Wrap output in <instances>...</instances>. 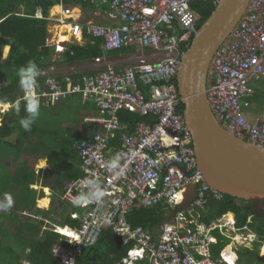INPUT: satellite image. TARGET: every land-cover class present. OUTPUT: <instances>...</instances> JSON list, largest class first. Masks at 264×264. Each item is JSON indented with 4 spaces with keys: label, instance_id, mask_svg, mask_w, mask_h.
I'll list each match as a JSON object with an SVG mask.
<instances>
[{
    "label": "built area",
    "instance_id": "built-area-1",
    "mask_svg": "<svg viewBox=\"0 0 264 264\" xmlns=\"http://www.w3.org/2000/svg\"><path fill=\"white\" fill-rule=\"evenodd\" d=\"M193 1L90 0L97 9L108 7L105 11L112 23L84 20L81 7L65 0L50 7L46 17L36 7L34 16L47 19L46 44L54 47L56 59L68 49L67 44L82 45L89 38H99L103 51L134 47L136 53L134 62L123 70H117L115 62L104 55L94 57L87 66L96 70L81 77L74 76L75 64L63 74L53 65L38 68L41 89L35 86L26 91L21 86L22 96L12 103L16 106L34 95L39 105L54 104L80 94L82 103L91 101L98 109V115H85L83 121L95 123L100 130L75 144L82 176L64 181L59 197L61 202L85 209L81 216L71 212V218H80V223L74 228L65 226L70 232L61 233L60 226L45 220L50 225L44 229L62 235L51 248L60 264H75L82 249L93 245L105 228H111L121 244L129 246L118 264H237L232 242L246 247L256 239L248 228L243 227L246 231L242 232L235 226L234 216H227L230 212L209 223L201 220L209 195L219 198L222 193L205 181L197 166L191 133L177 110L176 74L182 52L176 33L194 31L199 16L191 7ZM201 1L216 5L220 0ZM263 75L264 0H249L209 62L205 94L212 114L227 131L262 147L264 105L256 113L249 112L246 96L253 92L249 81ZM6 84L1 81L0 88ZM4 106L0 103V108ZM122 109L153 116L155 121L140 122L131 133L122 132L119 147L107 146L114 131L124 128L118 117ZM89 180L99 185L102 197L76 203L89 193ZM154 205H162L166 211L156 237L126 217L133 207ZM231 232L236 235L231 236ZM216 234L230 239L232 260L225 253L227 247L212 258Z\"/></svg>",
    "mask_w": 264,
    "mask_h": 264
},
{
    "label": "trees",
    "instance_id": "trees-1",
    "mask_svg": "<svg viewBox=\"0 0 264 264\" xmlns=\"http://www.w3.org/2000/svg\"><path fill=\"white\" fill-rule=\"evenodd\" d=\"M58 1L0 0V82L7 81V84L0 88V102L13 103L22 96L19 69L26 67L30 61H34L38 68L56 63L53 60L54 47L46 44L47 19L37 18L34 13L39 6L46 17L49 8ZM73 1L83 8H96L90 0ZM191 7L199 17L194 31L189 29L177 31L181 52L188 48L194 32L210 15L215 5L209 1L194 0ZM100 44L99 38H89L83 45L67 44L68 49L57 60L63 62L92 60L103 54ZM133 51V48L126 47L108 53ZM74 76L81 77L80 74ZM36 87L38 90L41 89V78L36 77ZM140 89L145 90V87L140 85ZM51 105L43 102L40 104L39 116L31 125L30 131L20 125V120L28 115L25 110L26 99L20 100L17 106H11L1 114L0 199L11 196L13 202H17V206H14V210L0 213V238H4L0 241V264H22V261L29 264H60L59 259L53 256L51 251L52 246L60 242V235L48 229L40 232L43 224L35 217L39 214L46 217L49 212L34 207L35 190L30 188V184L36 179L33 166L39 158L47 157L49 163L56 167L52 174L57 180H61L59 171L75 169V164L79 161L76 142L90 137L100 129H97L95 123L83 121L85 115L97 114L98 109L91 101L82 104L80 94H74L54 106ZM182 109L183 105L179 101L177 110L181 113ZM118 117L124 128L114 131L113 137L107 139V146L119 147L122 132L131 133L140 122L155 121L153 116L125 109L118 112ZM75 171L77 175H74L73 179L81 174L78 172L79 169L76 168ZM186 191H182L180 195ZM57 200V203H53V209L56 211L54 215L58 217V219L53 217L54 223L68 227L78 226L79 220L70 216L68 209L72 208L70 203L60 202L59 198ZM262 205L264 198L246 199L224 193L219 198L209 195L206 205L208 209L202 221L209 223L224 213L232 212L238 228L247 226L255 233L256 239L251 248L240 246L236 249L237 264H262L257 259L259 248L264 243ZM22 209H26L29 215L20 216L19 211ZM126 217L134 226L157 229L165 221L166 211L162 205L133 207ZM221 237L223 236H218V241L212 244V258L219 257L220 250L228 241L227 238L222 240ZM128 248V245L119 246L112 229L105 228L93 245L82 249L75 264H117L126 255ZM261 251L264 253V245Z\"/></svg>",
    "mask_w": 264,
    "mask_h": 264
},
{
    "label": "water",
    "instance_id": "water-1",
    "mask_svg": "<svg viewBox=\"0 0 264 264\" xmlns=\"http://www.w3.org/2000/svg\"><path fill=\"white\" fill-rule=\"evenodd\" d=\"M249 0H220L180 57L176 83L197 166L215 190L238 198H264V147L237 138L214 117L205 94L209 62ZM117 244L121 238L117 236ZM121 264V263H120Z\"/></svg>",
    "mask_w": 264,
    "mask_h": 264
},
{
    "label": "crops",
    "instance_id": "crops-1",
    "mask_svg": "<svg viewBox=\"0 0 264 264\" xmlns=\"http://www.w3.org/2000/svg\"><path fill=\"white\" fill-rule=\"evenodd\" d=\"M70 4L72 6H75L76 8H78V6L81 7L80 8V13H81L82 19H84V20H91V21H94L96 23H106V21H109V22L111 21V20H109V18L106 15V11L105 10H107V9H103V8L102 9H97V8L89 9V8H83L80 4H77V3L76 4L70 3ZM22 8L23 7H21L20 10H22ZM130 48H133L134 49V47H130ZM102 52H103L102 55H104L106 57V59L112 60V62H115L114 63V66H115V68L117 70H123L126 66L131 65L134 61L132 63H129V64H126V61L128 59L130 61L134 60L133 57L136 54L135 53V49H134L133 52H129V53H127V52L126 53H123V52L108 53L109 51H103V50H102ZM116 58H119L121 60H124V62L123 63H118L117 60H116ZM53 60L56 61V63L53 64V66L57 70H59L60 72H62V74L63 73H66V71L69 70V65H71V64H75L76 67H77V71H75V74L78 72V74H80L81 76L83 74H87V73H90V72H93L94 70H96L95 67H89L90 66V63H89L90 60H87V61H73V62L64 61L63 62L62 60H57L55 57L53 58ZM87 64H89V66H87ZM261 79L264 81V75L263 76H260V77H256V78L254 77V78H252L249 81V86L253 90V92L251 94H249V95L246 96V98H248V96H249V101H250V109H249V112H255L256 113V112L260 111L261 108H262V106L264 105V83H261V84H259V83H253V80H256V82H257L258 80H261ZM71 96H73V95H71ZM68 97L70 98V96H68ZM63 100H60L58 102H61ZM58 102L52 104L51 106L56 105ZM93 115L94 116L98 115V112H97V114H93ZM0 120H1V115H0ZM37 161H38V164L36 162V164L33 166V170L35 172L36 179H35V181L33 183L30 184V188H32V189L35 190V193L33 195L34 196V207L49 212L46 217H44L41 214L35 216L37 219H39L40 221H42V224L43 225H42L41 230H40V232H42V231L46 230V229H44V226H49L50 225L49 223H46L45 220H49V222L55 224L54 223V220H53V217L56 218V215H54V213L56 211H55V209H53V203H57L58 202L57 199L60 197L61 193L63 192L64 181L73 179L72 177L74 175H77V172L75 170H76V168L79 169V161H78V163L75 164V166H76L75 169L70 168V169H66V170L59 171L60 174H61V176H62V179L61 180H57L55 178V176L52 174V171H54V168H56V167H53L49 163V159L47 157L39 158ZM78 172L81 173L78 177L82 176V172L80 171V169H79ZM33 196H31V198ZM2 202H5V199H0V203H2ZM40 203H42V205H40ZM70 205L72 207L71 209L68 208L70 215H71V212L79 213L80 216H81V214H83V212H84L85 209L83 207H81L80 204H71L70 203ZM14 206L15 207L17 206V202L16 203L13 202L12 207L8 210V212L11 211V210H14L15 209ZM77 208H79V210ZM1 212L2 211H0V213ZM19 212H20L19 213L20 216L21 215L22 216L29 215L27 213V210L26 209H22V211H19ZM230 213L234 216V214L232 212H230ZM233 216H232V218H233ZM56 219H58V217ZM77 219L80 222V218H77ZM55 225L62 226V225H59V224H55ZM63 227H65V226H63ZM74 227H77V226H73V227H69V228H74ZM50 231H52V230H50ZM149 231L151 232V234L153 236L156 237L157 234L159 233V227L157 229H149ZM52 232L58 233V232H55V231H52ZM59 235H60V238H61L62 235L61 234H59ZM216 236H217V241H218V236H220V235L216 234ZM116 238H117V235H115V239ZM224 238H226V237H221L222 240ZM3 239L4 238H0V241L3 240ZM227 239H228V241L223 246V248H225V247L229 248L228 245H229L230 239L229 238H227ZM5 242H6V240L4 241V243ZM232 243L234 245V247H233L234 249H237L239 247V245L236 246V244L234 242H232ZM263 245H264V243H262V246ZM252 246H253V243H250V244H247L246 248H251ZM262 246H260V248H259V253L257 255V259L260 260L262 262V264H264V253H262V251H261ZM211 249H212V245H211ZM228 254H230V251H229ZM228 258H230L232 260V258L230 257V255L228 256Z\"/></svg>",
    "mask_w": 264,
    "mask_h": 264
},
{
    "label": "clouds",
    "instance_id": "clouds-1",
    "mask_svg": "<svg viewBox=\"0 0 264 264\" xmlns=\"http://www.w3.org/2000/svg\"><path fill=\"white\" fill-rule=\"evenodd\" d=\"M38 72H39V69H38V67L34 61H30L26 67H22L19 69L20 83H21V86L26 89V91H30L31 89L35 88L36 77L38 75ZM0 103H2L4 105L9 104V107L15 106L9 102H7V103L0 102ZM9 107L7 109H5V111L8 110ZM39 108H40L39 101L34 95H29L28 97H26L25 110H26L28 115H27V117L22 118L20 120V125L22 128L30 131L31 125L35 122V120L39 116ZM87 184L89 185V188H90L89 193L86 195H83L82 198H78L75 201L76 203H80L81 199L91 200V199H100L102 197L103 193H102V191H100L99 185L95 181L89 180V181H87ZM12 204H13L12 197L6 196L5 202L0 203V211H5V212L8 211L11 208ZM217 218H219V217H217ZM234 220H235V218H234ZM235 226H236V224H235ZM244 227L248 228L247 226H244ZM249 230H251V229H249ZM245 231H246L245 229L242 230V232H245ZM240 246H242V245H239V247ZM236 254H237V252H236Z\"/></svg>",
    "mask_w": 264,
    "mask_h": 264
},
{
    "label": "rangeland",
    "instance_id": "rangeland-1",
    "mask_svg": "<svg viewBox=\"0 0 264 264\" xmlns=\"http://www.w3.org/2000/svg\"><path fill=\"white\" fill-rule=\"evenodd\" d=\"M69 3H72V4H76L73 0H67ZM106 23H112V22H109V21H106ZM134 60H132V61H130L129 59L126 61V64H129V63H132ZM253 83H259V84H261V83H264V81L261 79V80H258L257 82H256V80H253ZM6 107V106H5ZM5 107H3V108H0V115L3 113V110L4 109H6ZM37 162V164H38V161H36ZM36 164V163H35ZM41 205V204H40ZM12 207V206H11ZM262 209H263V205H262ZM250 232H251V230H250ZM231 234V236H235L236 235V233H234V232H231L230 233ZM228 253H229V250H228ZM227 253V254H228Z\"/></svg>",
    "mask_w": 264,
    "mask_h": 264
},
{
    "label": "bare ground",
    "instance_id": "bare-ground-1",
    "mask_svg": "<svg viewBox=\"0 0 264 264\" xmlns=\"http://www.w3.org/2000/svg\"><path fill=\"white\" fill-rule=\"evenodd\" d=\"M60 38H61V39H65L66 37H62V36H61ZM5 106L7 107V105H5ZM5 106H4V107H5ZM6 107H5V108H6ZM227 216H228V218H231V219H232V214H231V213L227 214ZM59 231H61V233H69V232H70V230H68L67 228H65V227H63V226H62V227H59ZM228 249H229V248L226 249L225 253H228ZM230 257L233 259V255L231 254V252H230ZM228 259L231 260L230 258H228Z\"/></svg>",
    "mask_w": 264,
    "mask_h": 264
},
{
    "label": "flooded vegetation",
    "instance_id": "flooded-vegetation-1",
    "mask_svg": "<svg viewBox=\"0 0 264 264\" xmlns=\"http://www.w3.org/2000/svg\"><path fill=\"white\" fill-rule=\"evenodd\" d=\"M264 252V251H263Z\"/></svg>",
    "mask_w": 264,
    "mask_h": 264
}]
</instances>
